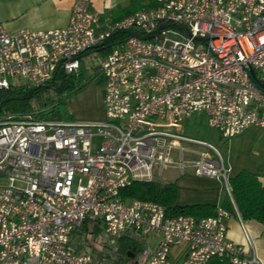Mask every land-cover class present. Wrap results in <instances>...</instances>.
<instances>
[{
    "label": "built area",
    "instance_id": "obj_1",
    "mask_svg": "<svg viewBox=\"0 0 264 264\" xmlns=\"http://www.w3.org/2000/svg\"><path fill=\"white\" fill-rule=\"evenodd\" d=\"M156 2L106 26L88 0H75L64 27L0 24V90L50 84L62 70L76 81L89 58L106 110L91 123L0 114V264H262L229 239L224 208L168 216L158 202L122 194L190 168L224 181L232 197L221 151L183 135L182 122L205 114L227 140L253 125L264 130V91L249 73L264 82V0ZM122 29L153 36L125 32L112 43ZM124 241L137 254L123 252Z\"/></svg>",
    "mask_w": 264,
    "mask_h": 264
},
{
    "label": "crops",
    "instance_id": "obj_2",
    "mask_svg": "<svg viewBox=\"0 0 264 264\" xmlns=\"http://www.w3.org/2000/svg\"><path fill=\"white\" fill-rule=\"evenodd\" d=\"M88 1L90 10L97 13L101 23L106 26L115 21L114 10L118 7H128L133 0ZM74 2L75 0H0V24L9 31L20 29L38 31L64 27L69 24ZM105 119L106 110L98 121ZM251 171L258 174L259 180L264 185V168ZM178 172L182 177L170 183H177L180 189L178 192L180 199L177 201L179 205L213 204L223 207L225 198L231 197L228 191L224 195L223 185L219 179L199 176L196 173L197 176L190 173L181 175L179 170ZM227 225L229 239L240 245L248 256L256 255L264 264V224L256 219L244 220L237 207L234 206V210L229 212ZM174 252H177L176 248Z\"/></svg>",
    "mask_w": 264,
    "mask_h": 264
},
{
    "label": "rangeland",
    "instance_id": "obj_3",
    "mask_svg": "<svg viewBox=\"0 0 264 264\" xmlns=\"http://www.w3.org/2000/svg\"><path fill=\"white\" fill-rule=\"evenodd\" d=\"M172 40L179 39L170 36ZM97 62L86 58L82 61V75L75 82V86L82 84L81 90L74 91L67 89L62 93L55 90H46L38 98L32 101V113L35 110L43 111L56 107L55 113L48 112L45 117L53 116L58 120H70L78 123H91L98 121L105 111L104 102V81L103 79L95 80L92 73V66H96ZM48 103L47 105L40 104ZM183 124V135L194 139L208 142L217 147L225 160L226 167L230 170V177L243 169L259 170L264 168V130L260 126H253L232 138H223L221 133L213 129L205 114H194L186 118ZM169 125L165 122H158L154 125L155 129L166 130ZM188 173L196 175L193 169L189 168ZM182 175V174H181ZM197 176V175H196ZM178 170L171 168L164 171L162 183L176 182L180 179ZM224 195L227 193L225 182L222 181ZM180 190V189H179ZM183 190L181 189V192ZM179 194V193H178ZM180 198H177V200ZM182 201V200H180ZM91 249L90 246H85ZM125 264H133L132 260H128Z\"/></svg>",
    "mask_w": 264,
    "mask_h": 264
},
{
    "label": "trees",
    "instance_id": "obj_4",
    "mask_svg": "<svg viewBox=\"0 0 264 264\" xmlns=\"http://www.w3.org/2000/svg\"><path fill=\"white\" fill-rule=\"evenodd\" d=\"M157 5L156 0H133L132 3L125 8L118 7L114 10L115 21L120 20L129 14L134 13L143 6ZM129 35L126 33H117L111 38L112 43L125 39ZM101 51L103 49H100ZM66 80L65 89H71L74 91L81 90V87L75 86L74 78L67 77L64 79L62 72H58L55 78L50 82V88H40L31 95L30 98H23L26 88L13 87L9 90H0V114L4 111H8L12 114H25L28 113L32 106L34 98L41 96L46 90H55L58 92L59 86ZM63 91V92H64ZM59 93V92H58ZM62 93V92H61ZM41 101V100H39ZM41 105H47L48 103L39 102ZM56 104L46 110L40 111L39 116L45 117L48 112L55 113ZM232 198L227 197L224 200L223 207L228 212L234 210V206L237 207L241 217L246 219H256L264 224V185L259 180V176L256 172L249 169H242L238 174L230 178ZM178 192L179 187L177 183H162L160 181H135L133 184L123 188L122 194L128 199H142L158 202L166 207L168 216L178 215H190L196 218H203L209 216H215L218 213L219 207L213 204H193V205H179L178 204ZM233 200V201H232ZM122 251H132L137 254V244L135 242L124 241L122 243ZM207 264H229L225 259L214 257Z\"/></svg>",
    "mask_w": 264,
    "mask_h": 264
},
{
    "label": "water",
    "instance_id": "obj_5",
    "mask_svg": "<svg viewBox=\"0 0 264 264\" xmlns=\"http://www.w3.org/2000/svg\"><path fill=\"white\" fill-rule=\"evenodd\" d=\"M163 26H165V25H161V26L158 28L157 31H159ZM181 27H182V29L186 32V34H187L186 36L190 37V36H191L190 31H189L184 25H182ZM119 32H120V33H125V32H127V33H129V34H131V35L137 36V37L142 38V39H148V38H150V37L153 36V33L146 34V35L143 36V34L137 32L136 30H133V29H129V30L122 29V30H120ZM114 35H115V34H114ZM106 42H107V41H104L103 44L106 43ZM249 73H250L251 78H252L253 81L255 82V84H256L261 90L264 91V82H262V81L257 77L255 70H254L253 68H251V69L249 70ZM62 74H63V77H64V79H65V78H66V74H65L64 70H62ZM65 84H66V80L63 81L62 84L59 86V88H58V92L61 93V92L64 91V89H65ZM50 87H51L50 84H45V85H42V86H34V87H31V88H29V89L26 90V92L24 93L23 98H25V99L30 98L31 95H33V93L36 92V91H37L38 89H40V88H50ZM2 107H3V106L0 105V109H2ZM129 255H130V256H133L132 254H129Z\"/></svg>",
    "mask_w": 264,
    "mask_h": 264
}]
</instances>
